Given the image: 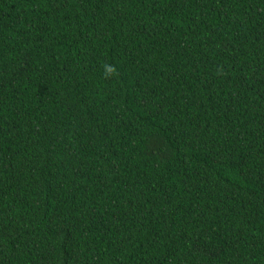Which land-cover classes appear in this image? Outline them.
Returning a JSON list of instances; mask_svg holds the SVG:
<instances>
[{
    "label": "trees",
    "instance_id": "1",
    "mask_svg": "<svg viewBox=\"0 0 264 264\" xmlns=\"http://www.w3.org/2000/svg\"><path fill=\"white\" fill-rule=\"evenodd\" d=\"M0 264H264V0H0Z\"/></svg>",
    "mask_w": 264,
    "mask_h": 264
},
{
    "label": "clouds",
    "instance_id": "2",
    "mask_svg": "<svg viewBox=\"0 0 264 264\" xmlns=\"http://www.w3.org/2000/svg\"><path fill=\"white\" fill-rule=\"evenodd\" d=\"M105 68H106L107 74H111V73L115 72V69L110 65H106Z\"/></svg>",
    "mask_w": 264,
    "mask_h": 264
}]
</instances>
